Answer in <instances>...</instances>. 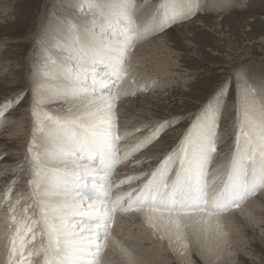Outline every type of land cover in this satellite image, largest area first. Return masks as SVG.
Listing matches in <instances>:
<instances>
[{"label":"snow or ice","instance_id":"snow-or-ice-1","mask_svg":"<svg viewBox=\"0 0 264 264\" xmlns=\"http://www.w3.org/2000/svg\"><path fill=\"white\" fill-rule=\"evenodd\" d=\"M76 9L78 16L89 19L82 25L61 20L62 33L42 48L35 73L34 127L26 156L29 192L12 200L9 187L0 200L7 212L5 264H107L103 257L110 245L125 264H136L113 234L117 217L129 213L140 214L153 233L159 231L161 240L167 237L183 257L188 228L198 226L207 239L215 224L219 234V215L264 189V93L257 95L246 75L239 77L236 134L226 166L218 164L209 171L219 154L218 98L195 116L153 170L114 184L116 166L158 140L170 126L162 122L134 146L122 149L131 133L120 132L116 103L151 86L136 84L129 54L149 35L196 15L202 5L200 0H160L143 24L135 19V0H77ZM125 81L130 88L124 87ZM21 99L22 95L9 99L2 108ZM55 100L65 102L63 115L41 107ZM142 178L139 187L113 193ZM21 200L31 203L18 214ZM37 237L39 243H34Z\"/></svg>","mask_w":264,"mask_h":264},{"label":"rangeland","instance_id":"rangeland-1","mask_svg":"<svg viewBox=\"0 0 264 264\" xmlns=\"http://www.w3.org/2000/svg\"><path fill=\"white\" fill-rule=\"evenodd\" d=\"M209 1L206 0L204 4H201L202 9L196 15L171 25L164 32L149 35L134 47L135 49L138 45L150 39L164 35L163 38H165L168 47L170 46L169 49L171 50L172 48V57H178L182 73L186 72L190 74V80L187 84L177 81L171 86L170 84L165 86L166 80L163 79V75L159 76L156 72L144 73L141 71L137 74L132 69L131 72L135 77L137 85L150 84L151 86L147 91H136L129 98H134L138 101L142 96L161 95L162 97H154L152 99L154 104L159 102L173 112L183 113V115H180L181 117L176 118L174 116L176 119L171 116H165L166 118L160 122L148 118L149 122H145L139 126L138 129H141V131H135V133L143 136L144 134L149 135L156 125L165 121L170 122V126L163 132L161 137L146 148L156 145L162 137L177 130L178 140L172 143L169 148L175 147L195 116L206 105L215 103L219 98L221 102L217 121V146L219 154L215 156L217 165L226 166L227 161L231 157V150L234 147L236 134V96L239 77L242 74L246 75L248 83L255 88L257 95L264 93V0H247V2L226 0L228 6L222 4L224 0L213 1L208 6ZM135 2L138 1L135 0ZM159 2L160 0H139L141 8H148L149 16ZM214 4L219 7L214 8ZM138 9L136 8V10ZM67 10H69V4L66 0H0V72H3L0 75L1 90L3 86H9L7 87L8 91H13L14 89L12 88L17 87L20 81L24 85L21 88L24 89L29 78L35 77V74H33L35 71L32 68L35 70L37 61L40 60V57L43 59L42 48L45 47L46 40L44 39L46 38L49 24L51 22L61 24V20L68 19L66 16ZM42 11L45 13L43 29L40 31L39 36L35 38V42L31 43L28 38L36 30ZM74 11L77 12V9L74 8ZM236 19L239 20L237 21ZM250 40L252 42L248 43ZM242 48L246 49L247 52L240 54L239 52L243 50ZM134 49L130 52L129 57L133 54ZM233 56H247L250 61L243 62L237 67L235 65L231 67L229 62L233 60ZM220 66H222V69L219 68ZM28 70L33 75L28 76ZM220 71L226 72V75L223 76L220 74ZM148 73H152L153 75ZM223 77H225L226 81L220 86ZM125 82V87L130 88L131 86L128 82ZM160 82L162 83L159 84ZM222 88L225 89L223 94L221 93ZM1 90L0 97L4 93H1ZM6 93L8 92L6 91ZM167 94L173 98L167 97ZM25 95L26 92L22 94V99L19 103H13L9 108H2L5 103L0 107V110L3 111V116H0V141H2L5 130L10 127L7 121H16V119L22 118L23 113L28 109H26L24 103ZM184 97L192 101L185 102L182 100ZM184 103L185 106H182ZM224 142L225 145H223ZM28 145L27 143L24 146L21 145V150L20 147L15 151L1 150L0 152L5 153L1 154L0 158L7 157L10 155V152H23V148L27 150ZM155 166L153 165V168ZM209 171L211 172L210 169ZM2 178L0 176V179ZM26 179L29 180L30 176ZM18 189L23 194L24 184L20 183ZM3 193H0V199H2ZM256 196L254 195L253 197ZM24 207L25 204L17 207L19 210L18 214H22L21 210ZM261 226L263 229L264 226ZM151 232H153V229ZM160 234L159 231L155 234L152 233L150 242L148 241L147 245L150 246L152 244L160 248L169 264H264V247L255 240L249 230L244 232L245 239L247 240L244 250L231 252V260L228 263H224L218 257H214L211 263L204 262L195 249L187 250L185 259L179 260L181 256L178 251L173 245L169 246V242L165 239L161 240ZM227 237H231V233H228ZM261 237L264 240V232Z\"/></svg>","mask_w":264,"mask_h":264},{"label":"bare ground","instance_id":"bare-ground-1","mask_svg":"<svg viewBox=\"0 0 264 264\" xmlns=\"http://www.w3.org/2000/svg\"><path fill=\"white\" fill-rule=\"evenodd\" d=\"M137 1L138 2H135L136 8L139 9L135 11L134 16L136 21L142 24L149 17L148 8H141L139 0ZM204 1L206 0H200V4H204ZM213 1L217 0H210L208 6H210ZM239 1L247 2V0ZM66 2L69 4V10H67L66 12V16L69 20L73 21L78 25H82L84 21L89 19V16H78L77 12H75L76 10L74 11V8H76L77 0H66ZM222 2V4H224L225 6H228V2L226 0ZM213 7L215 8L219 6L214 4ZM44 16L45 13L44 11H42L39 16L36 30L28 38L31 43L35 42V38L39 36L40 31L43 29V22L45 20ZM236 20L238 21L239 19ZM49 25L50 26L47 30L46 38L44 39L46 40L44 44L45 46H50L52 43V38L54 36H60L63 30L62 24H55L54 22H51ZM163 36L164 35H161L154 39H150L149 41L141 45H138V47L134 49L133 54L128 60V67L130 71L133 69L134 71H136L137 74L141 71L144 73L156 72V74L159 76L163 75V79L166 80L165 86H167V84H170L171 86L177 81H180L182 84H187V82L190 80V74H187L184 71V73H182L178 57H172V48L171 50L169 49L170 46L168 47ZM5 41H7V39H5ZM251 42V40L248 41V43ZM246 52L247 50L243 49L239 53L242 54ZM52 54L54 56L59 55V53L55 50H53ZM227 58L229 59V57ZM232 59V61L230 60L231 62H229V65L231 67L233 65L237 67L243 62L250 61L247 56H233ZM41 61L42 59L40 57V60L37 61V66ZM219 68L222 69V66H220ZM225 68L227 67L225 66ZM32 69L36 73L37 67H35V70L34 68ZM27 72L28 76L35 74H31L29 70ZM1 73L3 72H0V75ZM220 74L224 76L226 75V72L220 71ZM33 80L34 82H32ZM224 81H226L225 77L221 79L220 86L221 84H223ZM20 82L17 84V87L14 86L15 88H12L14 89L13 91H8L9 89L7 87L9 86H3L2 90L0 89L1 93L4 92L0 97V107L8 99H14L18 95H22L24 92H26V95L24 97V103L26 109L28 108L23 113L22 118L16 119V121H7L9 122L10 127L5 130V134L3 135L2 141H0V151H15L19 147L21 150V145L24 146L26 143L29 144L30 140L32 139V127L34 126L33 118L31 116V107L33 101L32 86L38 82V78L36 76L32 77L31 79L29 78V81H27V85L24 89L21 88L24 87V85ZM161 83L162 82H160L159 84ZM125 86L126 84H124V87ZM6 91L8 93H6ZM164 92L166 91L164 90ZM130 96H132V94L122 96L117 101L115 108L117 125L121 134L125 132L131 133V135L128 136L127 139L121 143L122 149L130 148L134 146L137 141L142 140L148 136V134H144L143 136H141L140 134L138 135L135 133L136 129H138L139 126H141L145 122L150 121L148 118H150L151 120H156V122H160L161 120L166 118L165 116H171L172 118L175 116L177 118L181 117L180 115H183V113L180 112H173L171 109L163 106L159 102L154 104V101H152V99H154V97H162L161 95H150L144 97L142 96L140 97V99H138V101H136L137 99L135 100L134 98H129ZM167 97L173 98L169 94H167ZM182 100H184L185 102L192 101L185 97ZM182 106H185V103ZM41 107H43L45 111H48L50 113L56 115H63L64 113L62 110L64 107H66V105L64 101L55 100L51 103H45L41 105ZM177 136V130L173 133H168L167 135L162 137V139L156 145L151 146L149 148H144L145 150H141L140 153H135L134 156L128 161L118 164L116 173L113 174L111 177L112 182L115 184L122 179H126L127 176L137 175L142 172H150L151 170H153V165H156V161L158 162L160 159H162L163 156L167 154V150L169 151L171 149L169 148L171 144L178 140ZM223 145H225V142ZM3 153L5 152H0V155ZM27 155V150L23 148V152H10V155H8L7 157L3 159L0 158V176L3 177L2 179H0V193H5L8 188L11 187L13 189L11 193L12 200H15L20 195L26 196L29 192L28 180L26 178L30 176V166L26 159ZM136 160H142L144 161V163H135ZM216 167L217 159L216 156H214L212 163L209 165V169L212 171ZM141 180L142 179L134 181L130 184H122L118 189H114L113 193L116 194L118 192L128 191L129 189L140 183L139 181ZM20 183L24 184L23 194H21L18 189ZM4 193L2 194V199L0 200H3ZM30 203L31 200H21V203L18 206L22 204H25L26 206ZM18 211L19 210L17 209V212ZM31 211L32 210L30 209L29 212L31 213ZM6 216V208L0 207V264H5L6 257L4 239ZM263 216L264 189L259 192L256 197H253L252 199L246 201L236 209L221 213L218 217L220 222L219 234H217L215 224H213L212 230L209 231L207 239H205L202 231L199 229L198 226H192L188 228L185 234V239L188 244V248L184 250L185 255L183 257H179V260L185 259V257L187 256V250L195 249L197 254L204 262L211 263L214 257H218L224 263H228V261L231 260V252H234L235 250H244V246L247 244V240L244 236V232L246 230H249L255 240H257L264 247V240L261 237L262 233L264 232V228H261V225L264 226ZM215 219L216 218H214V220ZM151 230L152 228H150L144 222L143 217L137 213H129L127 215L118 216L116 223L113 226L114 236L123 247L127 248L133 254L136 260V264H169V262L164 258L163 252L160 248L155 247L152 244L150 246L147 245V242H150V238L152 237L153 232H151ZM228 233H231V237H227ZM39 239L40 238L37 237V240L34 241V243H39ZM165 240L168 241L167 237H165ZM173 247L177 249V245L173 244ZM103 259L107 262V264H125V261L121 257L120 253L115 248L111 247V245L110 249L104 253Z\"/></svg>","mask_w":264,"mask_h":264}]
</instances>
